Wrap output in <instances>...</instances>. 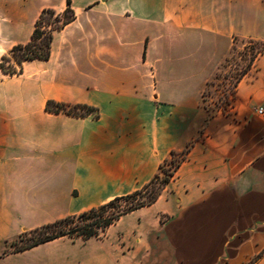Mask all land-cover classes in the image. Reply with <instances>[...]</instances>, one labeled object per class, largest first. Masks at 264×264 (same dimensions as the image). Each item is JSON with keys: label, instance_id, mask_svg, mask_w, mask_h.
I'll list each match as a JSON object with an SVG mask.
<instances>
[{"label": "crops", "instance_id": "0c3cea01", "mask_svg": "<svg viewBox=\"0 0 264 264\" xmlns=\"http://www.w3.org/2000/svg\"><path fill=\"white\" fill-rule=\"evenodd\" d=\"M49 60L0 67V246L132 193L181 160L151 205L100 237H60L0 264H264V53L216 103L217 74L264 42V0H71ZM0 0V62L44 8ZM87 104L99 116L46 109ZM1 255V254H0Z\"/></svg>", "mask_w": 264, "mask_h": 264}, {"label": "trees", "instance_id": "16d2710c", "mask_svg": "<svg viewBox=\"0 0 264 264\" xmlns=\"http://www.w3.org/2000/svg\"><path fill=\"white\" fill-rule=\"evenodd\" d=\"M76 16L71 0H67V6L62 12H57L53 8H44L35 22L30 41L25 44L14 45L9 53L2 57L1 70L5 74H20L23 72L25 61L49 60L55 33L75 20ZM250 42L257 45L258 49L256 47L251 49L253 56L237 80L246 73L257 55L264 53V42L256 40H250ZM246 53L244 52V54ZM46 109L50 112H62L74 116H99L98 109L87 104L71 105L49 100ZM76 110L88 111L81 113ZM178 156L176 152H173L172 157L161 167V174H158L153 181L141 189L117 196L104 204L81 213L69 215L37 228L23 231L18 238L12 241L13 249L1 254L0 257L7 253L27 250L60 237L88 240L102 236L123 215L151 205L159 198L180 165L181 160Z\"/></svg>", "mask_w": 264, "mask_h": 264}, {"label": "rangeland", "instance_id": "374dc122", "mask_svg": "<svg viewBox=\"0 0 264 264\" xmlns=\"http://www.w3.org/2000/svg\"><path fill=\"white\" fill-rule=\"evenodd\" d=\"M243 48H238L239 50L234 51L231 56L223 63L221 69L219 70L216 80L213 82L216 86L214 91L209 90L206 91V99L207 94L211 96H215L216 103L218 105H224L228 101V96L231 93V90L234 88L237 79L239 78L241 72L245 69V67L249 64L253 54L251 53V49L256 47L250 42V40H245L243 42ZM241 52V53H240ZM244 52H247L244 54ZM77 112H87L88 110H76ZM13 249L12 241L5 242L0 246V254L8 252Z\"/></svg>", "mask_w": 264, "mask_h": 264}, {"label": "built area", "instance_id": "2783aa9c", "mask_svg": "<svg viewBox=\"0 0 264 264\" xmlns=\"http://www.w3.org/2000/svg\"><path fill=\"white\" fill-rule=\"evenodd\" d=\"M257 113L260 115V116H263L264 117V104L260 105L259 107H257Z\"/></svg>", "mask_w": 264, "mask_h": 264}]
</instances>
